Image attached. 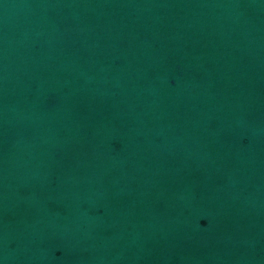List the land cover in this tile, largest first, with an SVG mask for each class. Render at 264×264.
I'll return each mask as SVG.
<instances>
[{"label": "water", "instance_id": "water-1", "mask_svg": "<svg viewBox=\"0 0 264 264\" xmlns=\"http://www.w3.org/2000/svg\"><path fill=\"white\" fill-rule=\"evenodd\" d=\"M0 264H264V0H0Z\"/></svg>", "mask_w": 264, "mask_h": 264}]
</instances>
